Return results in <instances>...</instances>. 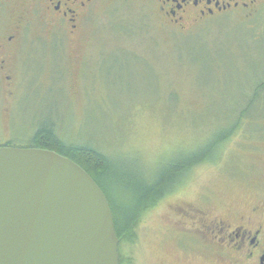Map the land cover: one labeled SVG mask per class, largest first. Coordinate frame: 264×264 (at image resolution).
Listing matches in <instances>:
<instances>
[{
	"label": "rangeland",
	"instance_id": "rangeland-1",
	"mask_svg": "<svg viewBox=\"0 0 264 264\" xmlns=\"http://www.w3.org/2000/svg\"><path fill=\"white\" fill-rule=\"evenodd\" d=\"M21 7L16 0L6 8L8 25ZM259 11L257 20H217L185 33L139 0H98L74 41L59 40V52L49 49V28L32 21L0 73V145L21 143L53 122L64 141L98 147L147 179L165 159L203 147L214 121L264 80V5ZM230 138L133 219L116 220L119 262L206 264L170 240L178 208L244 212L253 191L264 188V137Z\"/></svg>",
	"mask_w": 264,
	"mask_h": 264
},
{
	"label": "water",
	"instance_id": "water-1",
	"mask_svg": "<svg viewBox=\"0 0 264 264\" xmlns=\"http://www.w3.org/2000/svg\"><path fill=\"white\" fill-rule=\"evenodd\" d=\"M106 195L78 164L0 147V264H120Z\"/></svg>",
	"mask_w": 264,
	"mask_h": 264
},
{
	"label": "flooded vegetation",
	"instance_id": "flooded-vegetation-1",
	"mask_svg": "<svg viewBox=\"0 0 264 264\" xmlns=\"http://www.w3.org/2000/svg\"><path fill=\"white\" fill-rule=\"evenodd\" d=\"M13 1L16 3L0 0V73L5 75L13 50L24 43V33L32 21L49 28V49L55 46L59 52V40L67 35L74 41L98 0H17L22 3L20 13L8 25L4 15ZM139 1L151 6L165 24L185 33L217 20H257L264 5V0ZM253 192V203L244 212L214 215L194 207L178 208L180 220L170 228V240L180 242L187 251L199 252L206 264H264V188Z\"/></svg>",
	"mask_w": 264,
	"mask_h": 264
},
{
	"label": "trees",
	"instance_id": "trees-1",
	"mask_svg": "<svg viewBox=\"0 0 264 264\" xmlns=\"http://www.w3.org/2000/svg\"><path fill=\"white\" fill-rule=\"evenodd\" d=\"M242 97L236 110L228 111V116L214 121L218 122L216 128L203 147L192 153L165 159L160 169L153 173L154 175L147 176V179L122 165H116L112 157L98 147L64 141L58 134V126L53 122L40 124L31 136L21 143L10 142L0 147L49 150L81 166L106 195L114 224L116 222V235L122 242L116 221L118 218L126 223L133 219L146 204L156 201L182 181L193 166L215 159L222 146L237 132L251 134L255 138L264 137V128L261 126L264 121V80H259L252 92L249 95L243 94ZM120 185L128 189L126 196L113 192L115 189L119 191ZM120 263L122 264V260Z\"/></svg>",
	"mask_w": 264,
	"mask_h": 264
}]
</instances>
